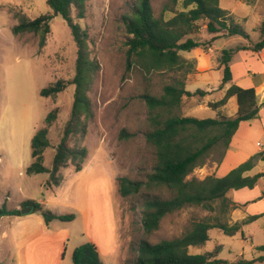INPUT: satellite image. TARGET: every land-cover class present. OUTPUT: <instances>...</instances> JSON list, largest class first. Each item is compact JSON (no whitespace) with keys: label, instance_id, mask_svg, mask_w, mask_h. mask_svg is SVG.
Here are the masks:
<instances>
[{"label":"rangeland","instance_id":"1","mask_svg":"<svg viewBox=\"0 0 264 264\" xmlns=\"http://www.w3.org/2000/svg\"><path fill=\"white\" fill-rule=\"evenodd\" d=\"M136 2L85 0L84 17L81 19L72 11L73 22L87 33L89 58L96 61L98 67L87 92L89 115L81 117L84 126H80L67 139L70 148H86L82 169L77 171L74 164L68 161L57 172V177L61 179L55 184L49 180V172L28 174L26 169L33 161L32 137L39 128L44 127L47 114L55 109L56 117L47 134L50 146L42 153V165L47 169L52 168L56 146L70 119L75 85L69 82L76 73L77 47L70 28L59 15L49 21V32L45 35L43 46L39 45L40 34H15L12 31L21 17L34 19L51 14L47 0H0V206L15 209L25 200L33 199L45 201L46 204H42L44 208L54 214L74 215L72 220H52L49 225L45 224L40 211L32 210L30 214L21 216L20 220L3 218L0 225L5 224L10 235L4 239L1 227L0 263L72 264L73 249L91 242L96 245L102 264H133L137 255L136 245L142 238L157 242L179 236L192 222L210 215H217L221 222L232 224L230 220H240L244 214L262 212L264 209V199L254 198L258 195L256 188L232 189L227 196H249L254 201H247L244 208H237L233 216L232 209L221 212L219 205L212 213L200 207H185L165 215L158 229L147 235L140 222V195L122 197L119 194V177L145 180L154 161L152 147L143 136L148 127L147 106L141 98L143 93L159 96L164 85L183 78L186 89L190 91L204 89L208 83L213 90L204 96L207 100L216 101L223 95L218 88L223 68L215 66L200 71L194 78L195 60L184 57L188 52H180L185 60L181 69L146 72L134 62L128 66L125 45L127 34L120 19ZM166 2L150 0L156 16ZM219 5L231 12L234 22L241 25L250 38L222 36L214 41L215 51L212 53L197 47L208 54L200 65L210 59L212 65L220 62L223 49H235L243 45L240 43L244 40L260 39L259 31L255 28L264 16V9L258 10L257 16V9L253 13L251 4L246 0H220ZM259 5L263 3L259 2ZM201 25L198 38L205 41L210 35L203 23ZM243 50H235L232 60L239 62V51ZM190 73L193 76L189 81L192 82L186 83ZM58 80L68 83L64 90L55 96L40 95L42 88ZM236 107L234 98L223 108L208 106L188 110L187 106L181 113L197 118H217L229 114ZM241 125L235 134L236 145L231 150L249 153L261 149L264 146V136L261 135L264 112L259 118L244 121ZM122 130L133 135L121 137ZM218 159L215 153L187 178L194 176L203 179L210 175ZM263 169L264 162H260L254 165L248 175ZM47 180L52 184L45 185ZM141 191L155 192L163 198L170 195L165 188H143ZM18 231L24 232L21 239L17 237ZM243 232L244 237L239 232L230 236L218 229H210L209 240L202 245L190 246L188 251L202 254L219 247L216 256L227 264L240 257L252 259L258 254L254 246L264 244V214L244 225Z\"/></svg>","mask_w":264,"mask_h":264},{"label":"trees","instance_id":"2","mask_svg":"<svg viewBox=\"0 0 264 264\" xmlns=\"http://www.w3.org/2000/svg\"><path fill=\"white\" fill-rule=\"evenodd\" d=\"M220 0H167L156 16L150 0H137L126 13L121 16L127 38L125 41L128 66L133 62L140 65L146 72L150 70L181 69L184 58L180 52H187L197 47H208L220 36L239 35L249 39V34L241 25L234 22L228 10L222 9ZM249 1L250 0H246ZM51 14L40 15L34 19L21 17L12 28L15 34H40L39 45L43 46L45 35L49 32V21L59 15L68 25L77 47L76 73L69 82L75 85L74 99L64 134L56 146L51 169L42 165V153L50 146L47 137L48 128L55 120L56 110L50 111L45 118L44 127L39 128L31 140V157L33 159L26 172L28 174L49 172V180L58 184L59 169L71 161L77 171L82 169L87 150L70 148L67 139L80 126L82 116H88L90 103L87 92L97 63L89 58L87 51V33L78 23L73 22L72 11L76 17H84L85 0H47ZM201 23L210 37L201 41L198 38ZM260 39L252 46L239 45L235 49H223L219 67L223 68V76L219 88L232 80L230 60L235 50L251 49L254 52L264 49V17L258 26ZM190 65V64H189ZM63 80L40 90L43 97L55 96L66 87ZM207 92L197 89L193 92L185 89V80L177 78L162 88V94L155 96L143 93L141 98L147 106L148 127L144 130L145 142L152 147L154 161L150 173L145 180L130 179L125 176L118 178V192L122 197L140 195V222L145 234L157 230L161 219L185 207H200L214 212L234 209L238 205L228 201L226 194L229 190L248 188L253 189L264 172L245 175L252 170L257 160L264 161V149L230 169L223 176L207 175L203 179L194 176L187 178L197 167H202L215 153L220 163L231 139L238 129L239 123L251 121L260 117L264 101L259 102L253 87L242 88L231 84L224 96L209 103L212 108L223 106L229 97L235 96L237 111L234 116L217 118H197L181 113L186 100L192 97L204 96ZM122 130L121 137L132 136ZM47 180L45 185L52 183ZM162 189L170 195L163 198L157 193H142V189ZM31 205L32 210L40 211L45 224L52 220H72L74 215L54 214L44 206L29 199L24 201L21 208ZM19 209H7L0 206V217L20 216ZM263 213L248 215L241 221L229 224L221 222L217 215H210L192 222L179 236L150 242L142 238L136 245L137 255L133 264H227L217 258L219 247L212 252L191 254L190 246L202 245L209 240V230L218 229L227 235L240 233L244 237L243 226L257 220ZM258 256L252 259L240 257L229 264L264 263V244L254 247ZM1 264V263H0ZM72 264H102L95 244L87 242L76 246L72 251Z\"/></svg>","mask_w":264,"mask_h":264},{"label":"crops","instance_id":"3","mask_svg":"<svg viewBox=\"0 0 264 264\" xmlns=\"http://www.w3.org/2000/svg\"><path fill=\"white\" fill-rule=\"evenodd\" d=\"M242 1V0H240ZM220 2V1H219ZM248 3L251 4L252 6V12L255 13L254 10H256V15L259 16L257 14L258 10L259 11H262L264 9V0H254L253 2H249L247 1ZM259 2L260 3H263V5H259ZM226 10V9H225ZM229 11V10H228ZM230 12V11H229ZM231 14V12H230ZM264 17V16H263ZM263 19V18H262ZM259 20L260 22L262 21ZM260 22L258 23V25L256 26V30H258V26L260 24ZM222 37V36H220ZM218 37V38H220ZM217 38V39H218ZM243 38V37H242ZM250 38V36H249ZM245 39V38H244ZM256 41H245L244 42H241L240 44H243V45H246V46H252ZM214 43V42H213ZM211 44L209 47H208V50H207V53H212L215 51L214 49V44ZM188 54L187 55H184L185 58H194V78L198 75V73L200 71H207L209 70L210 68H214L215 66L216 67H219V61L216 62V64H213L211 63V59L210 60H207L205 61L203 64L200 65V62L203 58L207 57V53L206 52H202L201 50H198L196 48L190 50V51H187ZM240 53V61L239 62H235L233 61V56L231 57V60L229 62L230 64V68H231V71H232V80L228 83H226L222 88H219L222 92H223V95L222 97L224 96L225 94V91L227 90V88L231 85V84H235L237 86H240L242 88H249V87H253L255 89V92H256V95H257V98L259 100V102H263L264 101V49L260 50V51H257V52H254L252 51L251 49H245L243 51H239ZM211 58V57H210ZM245 69H246V72H245ZM193 76V75H192ZM191 76V73L188 74V78H187V82H192V81H189V79L192 77ZM209 84L206 83V87L202 90L206 91L207 93L204 95L206 97V95H208L210 92H212L213 88L212 87H209L208 86ZM220 85V84H219ZM185 89H186V84H185ZM188 90V89H186ZM190 91V90H188ZM193 92V91H191ZM204 96H201V97H192L187 101V103L184 105V107L182 108V110H186L185 107L188 106V110H198V109H201V108H205V107H208V104L209 103H212V102H215V101H211V100H207L205 99ZM221 97V98H222ZM220 98V99H221ZM235 98L236 100V97L235 96H231L228 98L227 102L221 106L222 108L223 107H226L228 105L229 102L233 101ZM219 99V100H220ZM218 101V100H216ZM237 103V102H236ZM198 106V107H196ZM200 106V108H199ZM210 107V106H209ZM219 107V108H221ZM236 111H237V107L236 109H233L231 112H229V114H225L224 116L226 117H229V116H234L236 114ZM183 112V111H182ZM261 112L263 113L264 112V108H261L260 110V114ZM185 115V114H184ZM244 122V121H243ZM243 122H240L239 123V126H238V129L241 128V124ZM237 129V130H238ZM236 130V132H237ZM235 132V134H236ZM235 134L233 135L232 139H231V142L229 144V147L228 149L226 150L225 154H224V157L222 158L221 162L220 163H215L212 170H211V174H214L215 176H223L225 175L230 169H232L233 167L237 166L239 163L245 161L246 159H248L251 155H254V154H257L258 152H260L261 150L264 149V146L261 148V149H256V150H253V151H250L249 153L247 152H236V151H232L231 148L234 147L236 145V142H235ZM261 135L264 136V128H263V132L261 133ZM258 142H256V145H257ZM257 146H260L257 145ZM260 162H264V161H261V160H257L255 164H258ZM251 171V170H250ZM246 172L245 175H248V173L250 172ZM259 172H264V169L259 171ZM257 172V173H259ZM210 174V175H211ZM256 174V173H255ZM254 175V174H253ZM64 176V175H63ZM63 180V178H62ZM260 183H259V187H257V185L253 188L255 189V192L258 194L256 197L254 198H263L264 199V176H262L260 178ZM258 181V182H259ZM62 182V181H61ZM242 189H248V188H242ZM253 189H250V190H253ZM254 192V191H252ZM229 193V192H228ZM227 193V194H228ZM226 194V196H227ZM234 194V193H233ZM227 198L233 203H235L236 205H238L236 208L232 209V216L234 215L235 213V210L241 206H243V208L245 207V204L247 201L251 202V201H254V198L251 199V197L249 196H239V195H233V197H231V195H228ZM228 200V201H229ZM26 201V200H25ZM36 201V200H35ZM41 204H46L45 201H37ZM248 202V203H249ZM20 206H18L17 208L15 209H19ZM8 209V208H7ZM260 213H263L264 214V209L262 210V212H254V211H251L250 214L248 215H253V214H260ZM248 215H242L240 217V220H230L231 222H237V221H241L242 219H244L245 217H247ZM21 216H24V215H20V216H2L0 217V220H2L3 218H9L10 220L14 221V220H20L22 217ZM261 217V216H260ZM252 223V222H251ZM49 225V224H48ZM2 227V229H1ZM21 229H23L25 231L24 228L20 227ZM0 229L2 230V233H3V236H4V239L5 238H8L9 235H10V231L7 230V226H5V224H3L2 226L0 225ZM26 232V231H25ZM19 239H21L22 237H24V232H21V231H18V236H17ZM261 245V244H260ZM61 246L62 244L59 246L58 250L61 249ZM255 247V246H254ZM65 253L63 254V257H64ZM259 254H257L256 256H258ZM100 256V255H99ZM255 257V256H254ZM253 257V258H254ZM256 263V262H255ZM2 264V263H1Z\"/></svg>","mask_w":264,"mask_h":264},{"label":"water","instance_id":"4","mask_svg":"<svg viewBox=\"0 0 264 264\" xmlns=\"http://www.w3.org/2000/svg\"><path fill=\"white\" fill-rule=\"evenodd\" d=\"M21 215H27L32 212V206L31 205H26L22 208H20Z\"/></svg>","mask_w":264,"mask_h":264},{"label":"built area","instance_id":"5","mask_svg":"<svg viewBox=\"0 0 264 264\" xmlns=\"http://www.w3.org/2000/svg\"><path fill=\"white\" fill-rule=\"evenodd\" d=\"M257 145H259V143H257Z\"/></svg>","mask_w":264,"mask_h":264}]
</instances>
